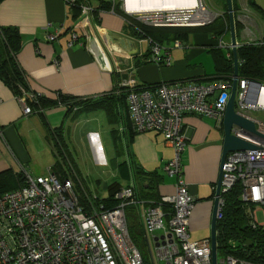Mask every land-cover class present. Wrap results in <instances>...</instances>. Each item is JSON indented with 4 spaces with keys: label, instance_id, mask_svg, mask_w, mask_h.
<instances>
[{
    "label": "crops",
    "instance_id": "0c3cea01",
    "mask_svg": "<svg viewBox=\"0 0 264 264\" xmlns=\"http://www.w3.org/2000/svg\"><path fill=\"white\" fill-rule=\"evenodd\" d=\"M83 2L95 9L93 28L83 23L81 11L77 13L67 0H0V27H14L21 36L16 60L28 86L16 93L0 77V173L10 171L25 178L33 168L56 167L63 160L56 145L60 133L76 172L84 179L94 177L108 165L109 171H118L125 179V185L138 186L137 193L143 200L173 195L176 177L168 175L165 166L176 151L162 133H126L123 122L111 123L104 109L69 110L59 101L61 96L72 100L100 98L114 91L117 80L128 78L142 86L215 81L217 60L211 50L220 38L194 32L186 39H178L184 47L167 41L162 51L171 47V64H157L150 59L147 38L139 36L118 10L112 11V0ZM205 2L222 16L228 13L227 0ZM233 8L241 25L238 47L264 40V0H233ZM58 31L57 39L47 40L49 34ZM228 32L229 39L223 37L227 44L231 43L230 28ZM221 49L225 57L233 58L231 48ZM33 95L45 98L43 107L34 106ZM24 102L33 107L31 114H25ZM182 129L187 140L181 165L189 191L196 198L190 238L211 239L223 123L189 113L183 117ZM114 130L119 132V149ZM110 178L105 180L112 182L115 175Z\"/></svg>",
    "mask_w": 264,
    "mask_h": 264
},
{
    "label": "built area",
    "instance_id": "2783aa9c",
    "mask_svg": "<svg viewBox=\"0 0 264 264\" xmlns=\"http://www.w3.org/2000/svg\"><path fill=\"white\" fill-rule=\"evenodd\" d=\"M80 9L83 23L93 28V6L82 2ZM117 9L126 20L131 17L153 27L205 26L222 16L202 0L193 6L155 7L143 13L130 11L127 0H112V11ZM58 34L59 31L49 34L47 40L54 41ZM223 37L217 46L232 49V43L227 44ZM147 40L151 61L170 65L171 47L163 52L162 44L151 38ZM174 46L185 45L177 40ZM233 81L234 75H230L207 83L162 82L152 88L141 86L134 78L120 81V86L129 89L127 100L135 131L160 132L176 151L165 166L166 173L176 177L175 194L163 195L159 201H146L137 196L132 184L121 186L114 194L115 205L109 206L105 203L107 197L100 199L91 193L87 195L89 206L86 207L79 186L85 192L86 189L72 165L65 164L61 169L50 167L41 175L25 173L23 185L0 194V264H212L211 239L190 238L196 198L189 191L181 165V152L187 140L182 122L184 115L190 113L223 123ZM263 96V83L238 77L236 110L256 123L258 134L237 125L232 133L257 148L227 155L222 165L217 213L219 220L225 204L223 195L240 183L241 199L254 207L252 226L262 230L264 223H259L257 213L264 210V118L254 113L264 114ZM32 98L38 99L36 95ZM33 110L24 102L25 114ZM131 205L139 207L151 262L144 260L131 237L126 211ZM166 205L171 211L166 210ZM221 262L256 264L234 255L225 256Z\"/></svg>",
    "mask_w": 264,
    "mask_h": 264
},
{
    "label": "trees",
    "instance_id": "16d2710c",
    "mask_svg": "<svg viewBox=\"0 0 264 264\" xmlns=\"http://www.w3.org/2000/svg\"><path fill=\"white\" fill-rule=\"evenodd\" d=\"M83 1L85 0H76V2L72 5L76 8L77 13L81 11L80 4ZM226 7H228V5H226ZM233 9L235 14V8ZM117 10L119 12V9ZM223 16H219L214 22L208 25L198 27H153L131 17H127V21L133 27L134 31L139 34V36L151 38L153 41L163 44L167 41L171 42L178 39H186L191 33L194 32L210 33L220 38L226 33V31L228 32L230 28L228 13H225ZM225 20H227V23L224 22ZM240 29L241 25L236 20L237 36ZM21 45V36L16 28L0 27V77L6 83L10 84L16 93H20L21 88L28 89L27 83L25 81V74L18 66L16 60V53L21 48ZM211 51L215 54L217 60V79L229 77L234 71L233 58L225 57L223 54V49L218 47L216 44L213 46ZM238 58L239 77L264 84V43L261 44L256 41L242 44L240 47H238ZM155 85L144 86L152 88ZM128 95L129 89L120 86V80H117L114 91L103 97L94 99L75 98L72 100L71 98H65L61 96L59 102L68 105L69 110L75 111L80 109H86L88 111L104 109L108 114L111 123L123 122L124 131L126 133L129 130H131L132 133H138L135 131L130 119L129 105L127 100ZM45 103V98L39 97L34 101V106H44ZM118 134L119 132L117 130L113 131L116 147L119 149ZM57 137L58 139L56 145L58 147V151L63 153L61 156L63 160L57 163L55 168L61 169V167H63L65 164H68L72 165L73 168L76 169L74 161L68 154L69 149L67 144L64 142L63 136L59 133ZM24 180L25 179L22 174H12L10 171L1 172L0 194L20 187L24 184ZM85 188L86 192L82 188H79V191L81 193V200L83 204L88 207L89 204L87 195H91V191H89L87 187ZM120 188L121 185L117 183H113L109 187V196L105 199V203H107V205L113 206L117 203L115 200H113V197ZM137 189L138 186H136V193ZM140 189L143 190V187L141 186ZM241 193L242 186L240 183H237L230 191L223 195L225 198V204L222 211L223 216L217 222L218 256L221 255V257H225L227 255H234L238 258L245 259L256 264H264V230L260 228H254L252 226L251 210L254 207L251 204L245 203L241 199ZM137 196L142 199L141 194L137 193ZM160 198L161 197L149 201H159ZM133 208L137 209V212H139V207L137 205L129 206L126 210L127 220L128 213L130 212L129 209ZM165 208L167 211H171L170 206L166 205ZM138 215L139 223L134 227L130 225L128 220L131 237L136 245L137 243L134 239L133 231L141 230L145 236L140 214L138 213Z\"/></svg>",
    "mask_w": 264,
    "mask_h": 264
},
{
    "label": "water",
    "instance_id": "95a60500",
    "mask_svg": "<svg viewBox=\"0 0 264 264\" xmlns=\"http://www.w3.org/2000/svg\"><path fill=\"white\" fill-rule=\"evenodd\" d=\"M227 5H228L229 27H230L231 43H232L233 59H234V74H233L234 81L223 119V128H224L223 153H222V160L220 167V175L217 182L216 193L214 197V209H213L212 222H211L212 264H218L217 213L219 207V197L221 195V187H222V165L224 164L225 159L230 152L252 150L257 148L251 142L233 134L232 129L234 125H237L251 133L258 134L256 123L252 119L240 114L236 110V91H237V83L239 77V58H238L239 43L237 41V34H236V18L233 9V0H227ZM101 62L104 63L105 61L101 59Z\"/></svg>",
    "mask_w": 264,
    "mask_h": 264
},
{
    "label": "rangeland",
    "instance_id": "374dc122",
    "mask_svg": "<svg viewBox=\"0 0 264 264\" xmlns=\"http://www.w3.org/2000/svg\"><path fill=\"white\" fill-rule=\"evenodd\" d=\"M202 1L204 2L205 6H207L208 8H210L213 11V9L210 6H208L205 2V1L208 2L210 0H202ZM224 22L227 23V20H225ZM228 33L229 32L226 31V33L224 35L225 40L229 39V36L227 35ZM237 38L239 39V35ZM216 42L217 43H215V44L220 46V44H218V39ZM223 48L226 49L227 47H223ZM204 53H205V55H210L207 52H204ZM254 114L259 115V116L264 118V114H262V113L255 112ZM87 165H88V167H90L89 164H87ZM66 166L68 167V164H66ZM48 170H49V168H45V170H44L43 168L37 167V168H33L32 171H33V174H35V175H41V174H44L45 172L47 173ZM118 174H119L118 171H109L108 165L104 166V167L102 166L101 172H99L98 174L95 173L94 177L89 176V178L85 177V179H83V177H81L78 173L81 181L84 184H86V185H83V187L84 186L87 187L88 190L91 191L92 194L98 195V197L100 199L106 198L109 196V192H110L109 187L113 184L112 182L117 183V184H123L124 186H126L125 185V179L121 175H118ZM85 175H87V174L85 173ZM112 175H115V178L112 180V182H110V180H111L110 176H112ZM100 179H102V180H100ZM105 179H110V180L107 181ZM79 188H81V186H79ZM129 210H130V212L128 213V220H129L130 225L134 227L135 225H137L139 223V221H138L139 215H138L137 209L133 208V209H129ZM257 214H258L259 223H264V210L260 209ZM133 233H134V239L136 240L137 246H138L139 250L141 251L143 257L145 258V261L151 262L152 259H151V254H150L149 247H148V242H147V239L144 236L143 232L141 230H137V231L135 230V231H133ZM223 258L224 257H221V255L218 256L219 264H222L221 260Z\"/></svg>",
    "mask_w": 264,
    "mask_h": 264
},
{
    "label": "bare ground",
    "instance_id": "6f19581e",
    "mask_svg": "<svg viewBox=\"0 0 264 264\" xmlns=\"http://www.w3.org/2000/svg\"><path fill=\"white\" fill-rule=\"evenodd\" d=\"M197 0H127L130 11L143 13L155 7L193 6ZM264 100V96L262 98Z\"/></svg>",
    "mask_w": 264,
    "mask_h": 264
}]
</instances>
